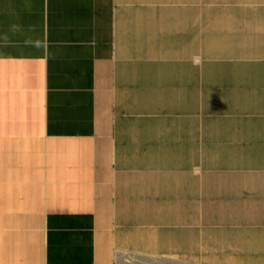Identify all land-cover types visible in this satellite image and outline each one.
Wrapping results in <instances>:
<instances>
[{
	"label": "crops",
	"instance_id": "obj_1",
	"mask_svg": "<svg viewBox=\"0 0 264 264\" xmlns=\"http://www.w3.org/2000/svg\"><path fill=\"white\" fill-rule=\"evenodd\" d=\"M121 255L264 264V0H0V264Z\"/></svg>",
	"mask_w": 264,
	"mask_h": 264
},
{
	"label": "rangeland",
	"instance_id": "obj_2",
	"mask_svg": "<svg viewBox=\"0 0 264 264\" xmlns=\"http://www.w3.org/2000/svg\"><path fill=\"white\" fill-rule=\"evenodd\" d=\"M121 256L123 257V263H120V264H136V263H134V259H138L135 256H126V257H124L123 255H121ZM170 263H172V262H170ZM145 264H163V263L153 260V261H147V263H145ZM166 264H169V263H166Z\"/></svg>",
	"mask_w": 264,
	"mask_h": 264
},
{
	"label": "bare ground",
	"instance_id": "obj_3",
	"mask_svg": "<svg viewBox=\"0 0 264 264\" xmlns=\"http://www.w3.org/2000/svg\"><path fill=\"white\" fill-rule=\"evenodd\" d=\"M148 259V258H147ZM134 263H136V264H145V263H147V262H140L139 261V258L138 259H134Z\"/></svg>",
	"mask_w": 264,
	"mask_h": 264
}]
</instances>
